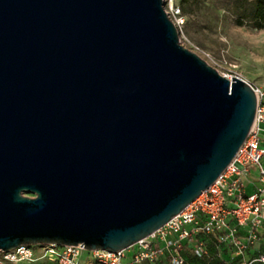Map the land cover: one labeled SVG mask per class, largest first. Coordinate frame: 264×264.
<instances>
[{"label": "water", "instance_id": "95a60500", "mask_svg": "<svg viewBox=\"0 0 264 264\" xmlns=\"http://www.w3.org/2000/svg\"><path fill=\"white\" fill-rule=\"evenodd\" d=\"M163 3L0 0V250L125 249L234 157L252 88L183 47Z\"/></svg>", "mask_w": 264, "mask_h": 264}, {"label": "built area", "instance_id": "2783aa9c", "mask_svg": "<svg viewBox=\"0 0 264 264\" xmlns=\"http://www.w3.org/2000/svg\"><path fill=\"white\" fill-rule=\"evenodd\" d=\"M164 11L177 28L183 23L180 8L163 0ZM252 88L255 110L249 131L232 160L216 180L162 226L125 249H85L55 243L20 244L0 250V264H213L207 240L220 253L223 264H264V89ZM253 175V189L243 180ZM261 245L259 251H254ZM249 254L246 259L245 254Z\"/></svg>", "mask_w": 264, "mask_h": 264}, {"label": "rangeland", "instance_id": "374dc122", "mask_svg": "<svg viewBox=\"0 0 264 264\" xmlns=\"http://www.w3.org/2000/svg\"><path fill=\"white\" fill-rule=\"evenodd\" d=\"M173 3L180 8L179 0ZM235 12L233 0H189L180 8L179 43L219 74L264 89V28L235 24ZM187 260L195 264L190 254Z\"/></svg>", "mask_w": 264, "mask_h": 264}, {"label": "trees", "instance_id": "16d2710c", "mask_svg": "<svg viewBox=\"0 0 264 264\" xmlns=\"http://www.w3.org/2000/svg\"><path fill=\"white\" fill-rule=\"evenodd\" d=\"M189 0H179L183 9ZM236 10L234 22L237 25H248L252 28H264V0H233ZM196 264L195 260L193 259Z\"/></svg>", "mask_w": 264, "mask_h": 264}, {"label": "crops", "instance_id": "0c3cea01", "mask_svg": "<svg viewBox=\"0 0 264 264\" xmlns=\"http://www.w3.org/2000/svg\"><path fill=\"white\" fill-rule=\"evenodd\" d=\"M243 189L245 192H249L251 191L254 187L253 185V175H250V179L249 180H243ZM207 246H208V252L209 254H213V264H223V260L227 258V254L226 253H220L217 248L213 245L212 243V239L209 238L207 240ZM261 245H257L254 248V251H259L261 249ZM188 255H186V258L188 259ZM249 257V254H245V258L247 259ZM143 264H147V263H143ZM152 264H165V261L163 258H159L157 261H155ZM253 264H257V263H253Z\"/></svg>", "mask_w": 264, "mask_h": 264}]
</instances>
